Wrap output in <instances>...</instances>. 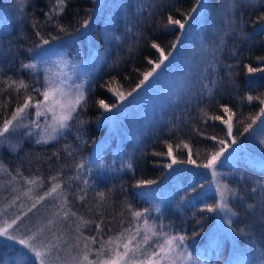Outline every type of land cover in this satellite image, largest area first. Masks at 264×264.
I'll return each mask as SVG.
<instances>
[{
    "label": "trees",
    "instance_id": "16d2710c",
    "mask_svg": "<svg viewBox=\"0 0 264 264\" xmlns=\"http://www.w3.org/2000/svg\"><path fill=\"white\" fill-rule=\"evenodd\" d=\"M14 1L19 4V10L5 31L0 32V49H3L0 71L5 78H23L29 88L19 92L8 88L0 92V124L10 117L28 94L37 99L42 97L32 92L33 87L42 88L39 70L21 68L22 63L37 62L39 59L36 47L39 37L33 23H38L44 38L59 49L68 43L62 40L64 36L81 26L83 20L90 16L96 2L67 0L64 12L58 17L59 23L67 29L62 32L55 23L45 22V13L49 12L55 0ZM196 4V0H138L137 10L128 11L125 20L123 15L113 12L109 17L114 22V28L109 29L112 39L107 44L108 49L103 58L97 56L99 65L96 64L85 86L88 102L74 113V119L70 121L71 129L48 144L37 145L32 140L22 139L18 150L0 148V162L16 176L39 177L41 183L48 186L53 183L49 177L60 172L61 191L67 196L71 211L77 217L92 221L81 227L84 236H102L104 240L115 237L134 223L128 204L136 210L153 207V202L135 184L137 180L158 181L165 174L167 158L163 153L168 151V144L172 145V154L178 159L187 160L190 149L191 158L197 164L205 163L210 153L218 148L217 141L210 137L216 136L218 140L228 138L227 126L222 121L212 119L216 115H223L227 119L228 114L223 113L220 105L228 106L235 113L232 121L233 137L240 142L246 139L244 128L252 123L250 118L264 108V104L258 100L249 102L245 99L247 95L264 94V71L251 74L247 71L249 66L264 69V62L257 59L264 57V25L256 22V17L264 12V0H242L235 16V31L227 35L223 50L219 53L220 62L215 66L212 64L211 68L209 66L203 77L204 81L208 80L207 85L211 86L207 96L191 99L183 97L176 111L165 118L158 116L153 125L134 140L124 137L117 139L118 135L111 134L108 140L96 144L105 133V124L100 121L104 108L98 105V101L109 104L115 101L116 92L130 91L135 87L143 79V74L160 58V51L153 47V43L166 51L176 42L179 27L164 28L168 15L183 20ZM217 5L218 0H209V13ZM97 23L98 31L95 28V32H98L99 37L102 34V20L99 19ZM241 29L248 34L249 39L238 35ZM195 34L188 33L185 40L196 44L199 40L195 39ZM3 87L0 83V88ZM184 144L189 146L188 149L184 148ZM81 161L85 168L78 170L75 164ZM101 161L104 163L101 164ZM122 163L125 165L123 168ZM128 163L132 164L131 169L127 168ZM241 166V172L228 166L230 173L222 176L223 181L239 193L237 198L229 200L230 206L239 213L233 217L231 228L242 252L241 264H264V213L259 204L261 196L251 192L254 182H264V169L250 163ZM76 176L86 177L90 183L85 185L83 179H75ZM186 181L188 184H183L186 194H182L179 203H168L158 216L168 223L172 234L187 236L185 244L188 252L199 254L208 262L220 264L227 255L228 240L224 237L219 245L207 244L206 238L215 219L213 212L203 210L205 204L216 203L217 197L210 189L199 187V182ZM193 188L195 192L191 191ZM100 191L106 193L103 201L97 195ZM80 196H84V199H79ZM253 202L256 203L255 209L246 210L245 205ZM8 215L6 213L1 219ZM77 217L74 218L77 220ZM96 223L101 224L100 233L97 232ZM219 235L224 236L221 233Z\"/></svg>",
    "mask_w": 264,
    "mask_h": 264
},
{
    "label": "rangeland",
    "instance_id": "374dc122",
    "mask_svg": "<svg viewBox=\"0 0 264 264\" xmlns=\"http://www.w3.org/2000/svg\"><path fill=\"white\" fill-rule=\"evenodd\" d=\"M137 1L96 0L89 16L91 19L88 27L82 28L79 26L75 31L66 34L62 40L64 42L68 41V43L63 44L59 49L51 45V41L48 45L38 47L37 70H39L42 80V88L47 76L49 79H56L57 82L62 81L68 90L73 89L75 85L81 84L85 89L87 81L93 75L92 71L96 64L98 63L99 65L100 61L97 62L99 59H97V56L100 55L103 58L108 49L107 44L112 39L109 29H111L110 27L114 28V22L109 20L110 15L116 12L119 16L123 15L124 17L128 11L137 10ZM208 1L202 0L203 7L195 5L197 11L192 14V17H187L189 22L186 24L185 29H179L177 37L180 39L178 41L176 39V48L164 51L165 55H167L168 51H172V56L161 65L157 73L150 77L145 85L138 88L131 96H128L125 101L121 102L116 95L115 101L109 103V105L116 104L117 107L112 109L111 112L104 110V115L100 121L105 124V133L96 142L97 145L108 140L111 134L118 135L119 138L117 137V139L124 137L134 140L148 130L158 116L165 118L168 114L176 111L182 103L183 97L191 99L197 96H207L210 93L211 86L203 88V85L207 84L208 81H204L203 77L210 65L213 64L215 66L217 64L212 60L215 45L219 43L222 47L225 38L232 30L226 27L228 17L225 13V6L227 0H218V5L212 13H209L210 11L207 9ZM241 2L242 0H239V4ZM11 5H13V9H11ZM18 10L19 4L14 0H0V32L5 31L8 27L7 24L11 22ZM236 12L237 10L231 16L233 27ZM132 18L135 17L132 16ZM99 19L102 20V34L98 37L96 27ZM123 19L125 20L126 17ZM198 28L199 31L197 32ZM188 33H196L195 39L199 41L195 44V42L192 43L185 40ZM191 40L193 41V39ZM160 58L154 65L159 63ZM152 67L149 71H151ZM127 92H129V89L123 93L126 95ZM27 111L29 119H34L35 109L30 108ZM50 118L51 114H49ZM41 123H43V118H41ZM22 139L35 141V138L25 137L22 130L9 136V141L12 144L20 145ZM231 139L232 137H228L226 140L230 142ZM262 140H264V117L257 119L252 129L247 132L244 141L240 142L237 140L236 145L227 149L218 168L221 179L223 174L230 173L228 166L239 169L240 172L242 171L241 165L243 163H250L261 168V163H264V143H261ZM4 147L10 150L7 144ZM165 157L167 158V164L170 163L171 157L167 155ZM12 177L16 178L13 180ZM186 179L189 181L195 180L199 182V187L203 186V188L210 189L218 200L216 181L213 179L210 170L188 163H177L171 169L166 168L165 174L156 184L146 185L141 188L144 194L149 193L156 198L151 199L149 195H145L153 202V210L148 215V219L150 223L157 225V230H160V225L163 224V231L170 232L168 223L158 215L168 203L174 202L176 205L179 203L182 194H186V189L183 187V184H188ZM45 186L42 183L39 186L28 185L22 179V176L11 174L8 170L6 172L0 170V210H5L0 212V225L3 224L5 219L10 221L16 215H20L23 223L18 221L20 229L16 234L19 238L24 233L25 225L46 222L56 211V201L52 197H48L37 204L36 208H32L38 196L43 195L52 184ZM29 187L33 191L25 195ZM16 197H19V199H16ZM13 201L15 202L13 203ZM155 205H159L160 212L155 211ZM6 213L9 215L5 219H1L5 217ZM213 215L215 223L208 232L207 244L218 243L219 245V242L224 241V237L227 238V255L220 264H241L242 252L236 242L231 226L227 224V218L220 210L213 211ZM70 219L73 222H78L74 217H70ZM140 223L142 224L143 221L141 220ZM67 228L68 223L61 221L56 224L54 230L59 235V232ZM220 233L224 236L220 237ZM66 235L71 237L72 233L67 232ZM72 242L69 239V243ZM98 246V244L91 245L93 248ZM182 247L188 252L185 242ZM22 249L23 246L19 245L18 241L0 237V258H2L4 264H13ZM191 256L193 259L186 261L185 264H201V262L202 264H215V262L204 260L199 254L191 253ZM89 258L95 259V253H90Z\"/></svg>",
    "mask_w": 264,
    "mask_h": 264
},
{
    "label": "snow or ice",
    "instance_id": "6c2138e0",
    "mask_svg": "<svg viewBox=\"0 0 264 264\" xmlns=\"http://www.w3.org/2000/svg\"><path fill=\"white\" fill-rule=\"evenodd\" d=\"M66 3L67 0H55L49 12L45 13V22L55 23L57 28L62 32L67 31V29L64 25L59 23L58 17L64 12ZM196 3L199 7L204 6L202 0H196ZM238 4L239 0H227L225 6V13L228 17L226 20V27L233 31H235V28L233 27L231 16L234 11L238 9ZM196 11L197 8L193 7L186 13V17H192V14ZM54 17L56 19H54ZM90 19V17L84 19L81 27H88ZM188 22L187 18L182 21L181 19L173 18V16L169 14L164 28L168 29L178 26L180 30H184ZM256 22L264 25V12H261L256 17ZM39 27L40 25L38 23H33V28L36 29V35L39 37V44L36 45V47H41L50 43V40L45 39L44 35L41 34ZM238 35L245 39L250 38L242 29L238 32ZM116 38L119 39V37ZM176 39L178 41L180 38L177 37ZM153 47L160 51L161 58L159 63H156L151 71L145 72L143 74V79L140 80L135 88L127 92L126 95L123 92L115 93L121 102L125 101L128 96L136 92L138 88L145 85V83L149 81V78L153 77V75L157 73V70L161 68V65L173 54L172 51H168L167 55H165L163 49H160V46L156 43H153ZM171 48H176L175 42L172 43ZM222 50L221 45L217 43L213 49L212 55V60L215 63L220 62L218 54ZM10 51L11 48H9V52ZM29 51H31V49H29ZM0 54H3V49H0ZM233 55H235L234 50ZM257 59L264 62V57H257ZM211 67L212 65H210V68ZM21 68L37 70L38 62L32 61L22 63ZM247 71L251 74L264 71V69L249 66ZM0 83L4 86L0 88V92L6 91L8 88H13L17 92L21 89L26 91L29 88V85L23 78L19 80L13 79L12 77L5 78L2 71H0ZM207 87V84L203 85V88ZM32 92L42 96L43 99H37L36 96L28 94L23 100V103L17 106L15 111L11 113L10 117L3 120V123L0 124V147H4L7 144L10 150H18L19 145L10 143L9 136L21 130L25 137L30 139L35 138L34 142L37 145L56 141L61 136H64L65 132L71 129L70 121L74 119V113H77L78 108H82L88 102L82 84L75 85L73 89L68 90L65 88L62 81L57 82L56 79H49L47 76L43 88L33 87ZM262 97H264V94L258 96L247 95L245 99L249 102L258 100L260 103L264 104V98ZM98 105L103 107L106 112H111L112 109L117 107L116 104L109 105L103 100L98 101ZM220 107L223 109V113L228 114L227 119H225L223 115H216L212 117V119L222 121L227 126L226 135L228 137H233L232 121L235 113L226 105H220ZM30 108L35 109L34 119H29L27 110ZM49 114H51L50 119ZM262 117H264V108L260 109L258 115L250 118L252 123H249L247 127L244 128V132H248L252 129L257 119ZM41 118H43V123H41ZM210 139L217 141L218 148L210 153L206 162L203 164H197V161L191 158L190 149L189 158L187 160L178 159L172 154V145L168 144V151L163 154L171 157V162L166 164L165 167L171 169L173 165L177 163H188L210 170L213 179L216 181L218 200L214 204H205L203 210H207L208 212L220 210L227 218V224L231 226L233 224L232 217L238 216L239 213L230 206L229 200L230 198H237L239 193L237 189L232 188L221 179L218 168L227 149L236 145L237 140L235 137H233L230 142L225 139L218 140L216 136H211ZM261 143H264V140H262ZM183 146L185 149L189 147L187 144ZM177 147H179V145H177ZM65 148H67V145H65ZM69 155H71V153H69ZM156 155H161V153H156ZM100 163L103 164L104 162L101 161ZM126 166L129 169L132 168L131 163H128ZM121 167L123 168L125 165L122 163ZM260 167L264 168V163H261ZM75 168L83 170L85 168L84 162L81 161L80 163H76ZM0 170L7 171V167L3 165L2 162H0ZM17 172H19V170H17ZM243 175L242 173L241 177H243ZM15 178L16 177H12L13 180ZM22 179H24L28 185L39 186L41 183L39 177H33L31 179L22 177ZM49 179L53 182L52 186L45 191L43 195L38 196L35 203L32 205V208H36L37 204L48 197H52L56 201V211L46 222L25 225L24 233H22L19 238L16 234L20 229L18 221L23 223L20 215H16L10 221L5 219L3 224L0 225V237L18 241L19 245L23 246V249L13 261V264H37V262L38 264H185L186 261L193 259L191 253H188L186 249L182 247L187 236L180 233L172 234L171 232H165L163 231V224L160 225V230H157V225L149 222L148 214L153 210L151 207L136 210L132 208L131 204H128L127 208L131 212L134 223L129 224L128 228L123 229L115 237L110 236L107 240H104L102 236L99 238L95 235L83 236L81 227L87 226L89 223H92V221L84 220L83 217H77V214L71 211V208L68 206L67 196L61 191L62 178L60 177L59 171L56 175L49 177ZM75 179H83L85 185L90 183V180L86 177L81 178L80 176H76ZM156 183V180H137L135 187L142 188L146 185H154ZM32 191L33 189L29 187L25 195ZM191 191L195 192L196 189L193 188ZM251 192L261 196L259 204L261 212L264 213V182H254V187L251 189ZM97 195L101 201L106 198V193L104 191L98 192ZM145 195H149L151 199H156L149 193H145ZM78 198L82 200L84 196ZM16 199H19V197H16ZM240 199H243V197L240 196ZM14 202L15 201H13V203ZM255 207V202L245 205L246 210L255 209ZM3 211L5 210H0V212ZM29 211H31V209H29ZM155 211L160 212L159 205H155ZM70 217H77L78 222H73ZM101 219H103V217H101ZM141 220L143 221L142 224L140 223ZM61 221L67 222L68 228L59 232L58 235L57 231L54 229L56 224ZM96 229L98 233L102 231L100 223H96ZM67 232L72 233L71 237L66 235ZM69 239L73 242L69 243ZM94 244H98L99 246L96 248L91 247V245ZM93 252L95 253V259H90V253ZM70 254L71 258L69 259ZM0 264H4L2 258H0Z\"/></svg>",
    "mask_w": 264,
    "mask_h": 264
}]
</instances>
